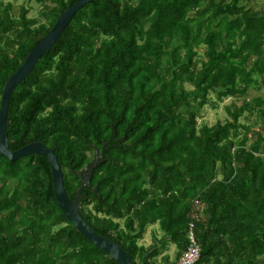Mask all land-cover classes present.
Returning <instances> with one entry per match:
<instances>
[{"label": "trees", "instance_id": "trees-1", "mask_svg": "<svg viewBox=\"0 0 264 264\" xmlns=\"http://www.w3.org/2000/svg\"><path fill=\"white\" fill-rule=\"evenodd\" d=\"M39 18L0 1V101L7 79L78 0H34ZM203 48L200 53L199 49ZM264 10L242 0H93L11 95V151L54 148L71 201L77 173L97 151L103 162L81 191L80 217L129 252L177 264L197 200L195 264H264ZM189 85L191 89H187ZM215 100H211L210 94ZM230 120L200 124L206 106ZM157 225L149 247L138 244ZM0 264H117L57 206L48 161L0 156Z\"/></svg>", "mask_w": 264, "mask_h": 264}, {"label": "water", "instance_id": "water-1", "mask_svg": "<svg viewBox=\"0 0 264 264\" xmlns=\"http://www.w3.org/2000/svg\"><path fill=\"white\" fill-rule=\"evenodd\" d=\"M92 1L93 0H78L64 10L56 19L49 33L26 55L22 65L5 82L0 101V156L7 158L10 162L30 155L44 157L50 166L55 202L62 211L64 217L71 222L74 230L84 236V238L90 241L97 249L110 256L117 264H133L128 251L110 238L95 232L83 221L79 214L81 191L84 186L89 187L91 185V172L99 161L103 162V155L98 157L97 151L95 150L92 161L86 165L85 169L77 173V176L81 180V184L76 190V199L73 202L69 199L64 189L63 176L57 157L54 154V148H48L41 142L28 141H25V145L16 151H11L8 146L7 117L11 95L15 87L25 80L39 59L53 47L75 13L83 5L91 3Z\"/></svg>", "mask_w": 264, "mask_h": 264}, {"label": "rangeland", "instance_id": "rangeland-1", "mask_svg": "<svg viewBox=\"0 0 264 264\" xmlns=\"http://www.w3.org/2000/svg\"><path fill=\"white\" fill-rule=\"evenodd\" d=\"M4 4L11 2L13 6L12 15L14 17L18 16V11L21 6L27 8L29 10L28 17L31 19L39 18V20H42L40 17V12L42 11V6L37 4L34 0H0ZM244 4L247 6L253 8L255 11L264 10V0H242ZM203 48H200V53L202 52ZM261 85V88L259 91H250L247 99H251L255 96H261L264 92V76L260 78L258 81ZM187 89H191L189 85H186ZM211 100H215L214 95L210 94ZM244 98H225L221 102H216L217 106L216 108H211V106H206L202 113V121L200 124H206V125H213L216 122H225L226 120H230V117L226 111V107H230L232 104L235 106H240L242 104ZM239 121L241 123H245L248 125H251L253 128V131H263L264 124L258 120L257 117H249V119L245 122L244 118H240ZM153 234L157 236V238L162 237V233L160 232L157 225H151L147 226L146 233L143 235L142 240L138 242L139 245L144 247H149L152 243V237ZM175 255V247L172 244H169L167 247V251L161 252L159 257L156 259L157 263L160 264L161 259L166 256L169 258L170 261H173Z\"/></svg>", "mask_w": 264, "mask_h": 264}, {"label": "built area", "instance_id": "built-area-1", "mask_svg": "<svg viewBox=\"0 0 264 264\" xmlns=\"http://www.w3.org/2000/svg\"><path fill=\"white\" fill-rule=\"evenodd\" d=\"M194 209L191 213V221L188 225V232H187V248L185 252L179 258L177 264H195L199 258V246L194 234V223L197 219L202 215L203 208L199 204L197 200L193 202Z\"/></svg>", "mask_w": 264, "mask_h": 264}]
</instances>
